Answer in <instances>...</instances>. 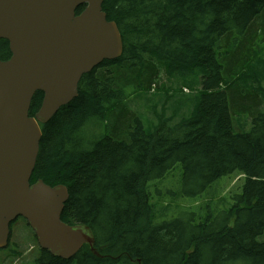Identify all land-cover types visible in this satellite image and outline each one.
<instances>
[{
  "label": "trees",
  "instance_id": "trees-1",
  "mask_svg": "<svg viewBox=\"0 0 264 264\" xmlns=\"http://www.w3.org/2000/svg\"><path fill=\"white\" fill-rule=\"evenodd\" d=\"M103 11L123 54L84 75L78 97L42 125L30 181L68 189L62 221L89 228L99 257L84 246L64 260L35 239L29 262L264 264V59H244L264 57V0H104ZM177 164L187 197L233 175L240 192L199 224L197 208L159 222L150 185Z\"/></svg>",
  "mask_w": 264,
  "mask_h": 264
},
{
  "label": "water",
  "instance_id": "water-1",
  "mask_svg": "<svg viewBox=\"0 0 264 264\" xmlns=\"http://www.w3.org/2000/svg\"><path fill=\"white\" fill-rule=\"evenodd\" d=\"M103 3L0 0V40H7L12 52L8 61L0 62V249L8 245L11 224L22 217L39 246L53 256L70 260L85 245L99 256L87 228L61 220L68 189L30 181L40 150V126L78 97L84 75L123 54L119 27L107 19ZM38 92L44 94L43 103L31 117Z\"/></svg>",
  "mask_w": 264,
  "mask_h": 264
},
{
  "label": "rangeland",
  "instance_id": "rangeland-1",
  "mask_svg": "<svg viewBox=\"0 0 264 264\" xmlns=\"http://www.w3.org/2000/svg\"><path fill=\"white\" fill-rule=\"evenodd\" d=\"M260 39H264V36ZM257 50V48H255ZM244 59L255 60L264 59L262 54L259 55H246ZM187 86V84H185ZM181 90L179 85H175L173 91ZM125 117L122 118V120ZM180 120L175 119L173 125H176ZM143 122L145 127L151 126L148 118H144ZM117 124V123H115ZM235 132L240 133L243 131L244 127L235 126ZM250 128H247V130ZM104 134L102 131L99 134L93 135V139H97L98 135ZM92 139V140H93ZM183 180V169L181 164H177L172 170L168 172L165 178L158 182H153L151 186V191L153 194V203L156 206L158 221L169 220L178 215L179 211H184L186 208H197L194 211L197 213L196 224L201 223L210 213L215 214L217 211L227 210L223 209L229 204H232L234 193L240 192V188L243 183L241 177L227 176L223 177L217 182H215L211 188L204 192L201 196L197 198L187 197L183 193L182 187ZM232 191V194H231ZM224 198V199H222ZM197 199V200H195ZM198 201V202H197ZM169 207L168 210L166 208ZM33 235L30 232V228L27 226L26 221L17 220L11 235V247L15 245L20 246L18 250L22 251L21 264H30V260L34 254H37V247L32 242ZM260 241H264V235L260 237ZM6 252L0 253V264L3 263V258L6 256ZM13 262L12 264H14Z\"/></svg>",
  "mask_w": 264,
  "mask_h": 264
},
{
  "label": "flooded vegetation",
  "instance_id": "flooded-vegetation-1",
  "mask_svg": "<svg viewBox=\"0 0 264 264\" xmlns=\"http://www.w3.org/2000/svg\"><path fill=\"white\" fill-rule=\"evenodd\" d=\"M10 57H11V56H10ZM10 57H9V58H10Z\"/></svg>",
  "mask_w": 264,
  "mask_h": 264
}]
</instances>
